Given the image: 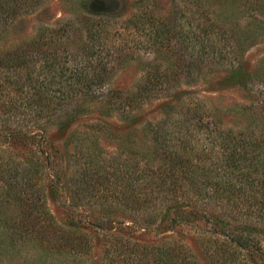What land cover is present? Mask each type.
<instances>
[{
  "label": "trees",
  "instance_id": "trees-1",
  "mask_svg": "<svg viewBox=\"0 0 264 264\" xmlns=\"http://www.w3.org/2000/svg\"><path fill=\"white\" fill-rule=\"evenodd\" d=\"M44 1L0 0V36L17 18ZM139 1L142 10L128 24L142 35L134 37V32H127L130 27H123V33L119 31L115 36L108 28L116 17L99 5L91 9L88 1H83L87 16L80 21L82 46H68L66 41L73 40L70 27L46 26L31 42L0 56V116L10 115L18 123L0 124V145L5 146H0V206L14 200L23 214L21 220L13 221L16 227L51 249L82 253L89 244L87 231L129 229L116 217L111 218L115 212L110 210L119 208L157 215L160 233L200 226L205 252L215 264H227L240 253L264 258V84L252 91L256 95L251 105L254 123L242 129L223 128L204 110L201 100L175 88L184 73L194 80L204 62L210 60L217 65L229 63L240 88L249 90L252 75L240 56V24L225 27L226 18L210 17L202 10L203 2H192L189 7L184 1L180 9H193L190 23L185 20V29L176 16L156 15L154 0ZM228 1L264 9V0ZM188 15L191 17L190 12ZM251 20L258 29L264 22V18L255 16ZM53 41L58 45L55 48ZM132 43L162 46L172 52L173 59L175 56L182 61H176L175 68L144 72L133 91L109 87L115 70L128 60ZM153 102H161L162 118L156 123L146 120L150 116L147 107ZM90 103H105L106 111L113 112L124 125L144 123L143 143L154 154V163L140 165L134 158L118 162L114 173L102 177L98 184L86 169L71 172L70 178L64 169L69 153L57 146L45 130L55 127L58 134L73 135L74 126L87 114ZM97 120L99 124L91 125V129H112L110 135L115 136L112 125ZM21 123L24 125L19 127ZM197 137L209 142L194 146ZM129 138L136 137L129 134L127 143L131 144ZM10 148H27L34 155L28 162H21ZM45 179L62 206H74V211L78 207L68 202L75 196L86 198L91 192L96 203L94 212L80 221L71 211L64 222L56 221L46 207L42 188ZM75 185L77 189H73ZM212 205L220 207L227 218L218 215L221 211L207 214L198 209ZM0 220L10 224L2 217ZM2 236L5 234L0 230ZM137 243L128 245L135 251L125 250L129 253L126 264H196L182 245L166 248ZM7 244L13 245V241Z\"/></svg>",
  "mask_w": 264,
  "mask_h": 264
},
{
  "label": "rangeland",
  "instance_id": "rangeland-1",
  "mask_svg": "<svg viewBox=\"0 0 264 264\" xmlns=\"http://www.w3.org/2000/svg\"><path fill=\"white\" fill-rule=\"evenodd\" d=\"M83 1H88L91 9H98L99 5L101 9L116 17L110 20L111 25L108 28L112 34L119 31L123 33L121 28L130 27L127 32H134V37L142 35L137 34L135 32L136 29L128 24L129 19L134 14H139L142 10L140 9L139 0H45L42 5L36 9H30L29 14L17 18L14 23L7 27L6 31L0 36V56L21 44L31 42L37 36L39 29L46 26L51 28L70 27V38H73V40L70 42L66 41L68 46L71 48H75V45L76 48L82 46V41L79 42L81 39L83 40L80 27L82 23L80 21L83 15L87 16L83 10ZM154 1L156 15L164 18L176 16L178 23L184 26L185 29H187L186 27L191 21L193 9H187L188 11L186 12L184 9H180V4L182 5L184 1L189 4V7L192 2H195L194 4H197L198 1L203 2L202 6L204 9L202 8V10L208 12L210 17L213 16L216 19L226 18L225 22H223L225 27L240 24L239 30L241 34H239V37L242 45L240 56L252 75L249 90L240 88L238 76L232 73L229 63L224 62L222 65H217L214 64L216 62L213 61L211 63L210 60L204 62L201 66L202 70L195 76L194 80L188 79V76L182 72L185 76L175 88L177 87V89L192 95L191 97L201 100L204 110L210 112L223 128H248L249 124L254 123L252 119V109L254 108L251 105L254 104V96L256 95L252 91L254 89L258 90L260 88L259 85L264 84V22L259 24L260 27L258 29L251 19L255 16L257 19L262 20L264 18V9H251L250 3L240 4L228 0ZM258 10L260 11L258 12ZM189 12L191 17L188 15ZM185 22L188 24H185ZM257 23H259L258 20ZM145 31L142 30V33H148L147 30ZM117 35L119 34H115V36ZM127 41H130V39H127ZM54 44L55 42L53 41L52 45ZM57 46L54 45V48ZM128 48L132 49L129 52V58L126 63L115 70V78L109 87L123 92H130L137 86L140 76L144 72H151L159 67L161 69L171 68L172 66L175 68L174 63H176L177 58L174 56L173 59L172 52L166 51L162 46H149L147 43L136 45L132 43ZM182 54L186 53L182 52ZM185 60L184 64L187 65L188 56ZM181 61H177V63ZM160 103L153 102L150 107H147V113L148 115L150 114L146 119L147 121L156 123L162 118ZM105 106V103H90L87 106V114L83 115L81 122L74 126L73 135L72 132L58 134L55 127H48L45 130L57 146L69 153L66 158L68 164L65 165L67 167H64V169H67L70 178L71 172H82V169H86L87 175H90L93 181L98 184L102 177L105 175L109 177V175L114 173V169L118 167V162L125 161L126 163L127 159L128 162H131L130 159L134 158L140 165L144 162L154 163V154L143 143L142 132L145 126L144 123H140L138 126L124 125L113 112L108 113ZM20 112L22 113V110ZM19 119L17 118V120ZM97 119H102L112 125L115 129L113 130L115 136L113 134L110 135L112 129L102 128L101 131L91 129V125L99 124ZM3 121L18 125L17 121L12 120L10 115L0 116V124ZM23 125L21 123L19 127ZM261 128L264 130V125ZM129 134H133L136 137L134 139L129 138L131 144H128ZM67 142L69 145L66 146ZM198 142L204 145L209 141H200L197 137V141L192 145L195 146ZM207 145L210 148V144L208 143ZM0 146L5 148L4 144ZM10 149L21 162H28L34 155L27 148H16L17 151ZM73 177L77 179L76 176L73 175ZM43 183L42 188L46 196V207L52 218L59 223L64 222L67 219V214L71 211L74 214L73 216L80 221L85 219V215H88L87 213L94 212L93 208L96 203L91 198V192H87L88 197L86 198L75 196L74 200L68 202L78 207L74 211V206H67L66 208L62 206V202L48 189V181L46 179ZM77 188L78 185L73 186V189ZM71 194L72 192L69 191L68 195ZM113 209L110 211L115 212V216L112 215L111 218L114 220L117 218L118 222L123 223L124 227H129V229H113L112 232L89 230L87 231L89 244L86 247V251L77 253L71 252L69 249H51L34 239L28 238L24 230L18 229L13 222L16 219L21 220L23 218L19 206L15 204L14 200L9 204L3 203L0 206V217L7 220L10 224L0 220L1 225H6L0 226L3 235L5 234V236L0 237V264H126L129 253L125 250H130L131 245L128 246L130 243L133 245L137 242L141 245L166 248L174 247L175 244L177 246L182 245L196 264H215L205 252L204 241H202L199 234L200 226L182 227L160 233L157 230L160 221L157 215L142 212L134 214L123 212L119 208ZM198 209L207 214H211L212 211H215L214 214H218V211H221L218 215L223 216L225 219L227 218L221 208L214 205L212 207L207 206V208L199 206ZM113 234L122 236V240H117ZM262 240L264 246V236ZM12 241L13 245L7 244ZM132 251L135 250H130V252ZM235 259L238 260V264H264V258L246 253H240L237 258L232 256V260H228L227 264H235Z\"/></svg>",
  "mask_w": 264,
  "mask_h": 264
}]
</instances>
